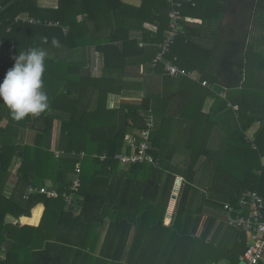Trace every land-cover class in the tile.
I'll use <instances>...</instances> for the list:
<instances>
[{"label":"trees","instance_id":"trees-1","mask_svg":"<svg viewBox=\"0 0 264 264\" xmlns=\"http://www.w3.org/2000/svg\"><path fill=\"white\" fill-rule=\"evenodd\" d=\"M141 1L135 8L123 0H57L55 8H45L36 0H0V80L19 52L43 49L47 53L43 90L49 100V107L39 116L22 120L14 119L0 101V250L4 251L0 264H141L144 253L121 262L133 228L178 235V230L162 221L145 222L147 210L129 199V182L113 175L119 163L114 155L122 151L126 134L139 133L145 126L141 113L149 107L150 97L144 96L140 103L107 108L108 93L126 89L129 84L122 77L134 64H151L163 88L179 84L180 78L188 79L170 77L164 70V64L170 62L197 70L200 80H207L218 92L225 90L224 98L218 94L216 98L224 105L231 104L227 111L234 128L223 144L235 153L243 151L246 157L243 168L240 160H234L235 172H230L221 165L225 148L219 151L216 182L232 184L225 199L234 207L243 190H256L264 198V58L254 49L258 32H252L253 26L259 25V35L264 38V0H182L179 33L163 59L156 62L153 60L169 27L171 5L168 0ZM18 15L36 22L15 20ZM54 38L58 46L52 44ZM84 47H93L100 55L99 76L62 56L65 50ZM222 117L226 118L225 114ZM255 122L259 127L250 140L246 131ZM152 135L151 153L160 165ZM57 151L63 155L57 156ZM72 153H83L76 216V206L68 208L64 200L78 162ZM103 154L106 157L101 160ZM16 157L20 164L7 196L4 190ZM127 166L131 172L155 167L142 163ZM46 180L58 197L27 194L28 186L41 187ZM37 206L43 210L39 223L33 225L28 217L34 212L30 220L36 219ZM108 215L111 222L100 256H82L83 247L93 249L97 243L103 216ZM178 245L179 240L169 257L182 253L188 257V251L177 250Z\"/></svg>","mask_w":264,"mask_h":264},{"label":"crops","instance_id":"crops-1","mask_svg":"<svg viewBox=\"0 0 264 264\" xmlns=\"http://www.w3.org/2000/svg\"><path fill=\"white\" fill-rule=\"evenodd\" d=\"M36 2L39 7L57 6V0ZM123 2L137 8L142 1ZM252 32H258L254 49L264 58V38L259 35V25L253 26ZM62 56L72 63H81L85 69L90 68L95 76L102 72L101 57L93 47L65 50ZM122 78L129 85L126 89L108 93L107 108H118L122 103H140L144 96L150 97L147 110H151L156 121L152 144L161 163L157 167L145 166L139 172H131L127 165L117 163L113 175L129 182V199L147 210L143 219L145 222L154 224L162 221L164 226L178 230V235L174 231H138L133 228L122 252L121 262L127 263V258L134 259L144 253L146 258L141 260V264H239L242 249L247 246V234L239 233V228L227 224L223 203L226 202V191L232 188V184L224 181L217 183L215 179L219 164L215 160L223 148L225 152L221 165L230 172H235L234 160H240L243 168L246 157L243 151L235 153L234 149L227 150L223 144L226 135L231 134L234 128L233 118L227 111L231 104L224 105L216 98L217 94L224 98L225 90L218 92L207 80L209 86L189 78H180L179 84L163 88L148 63L131 65ZM163 89L166 92H161ZM83 100L86 101L85 98ZM212 113H215L214 116ZM223 114L226 118L222 117ZM5 123L6 120L2 122ZM258 127L259 122H255L246 131L250 140ZM19 164L20 159L14 158L10 167L12 177L5 187H10L8 194L4 190L7 196L13 190L14 175ZM261 164H264V157ZM49 184L50 181L46 180L44 185ZM75 206L76 216L80 205L75 203ZM36 210H40L36 213V219L30 220L34 212L28 217L33 225L39 223L43 207L37 206ZM103 218L97 243L93 249L83 247L82 256L86 253L100 256L111 222L109 215ZM177 240L180 245L177 250L188 251V257L184 253L169 257Z\"/></svg>","mask_w":264,"mask_h":264},{"label":"built area","instance_id":"built-area-1","mask_svg":"<svg viewBox=\"0 0 264 264\" xmlns=\"http://www.w3.org/2000/svg\"><path fill=\"white\" fill-rule=\"evenodd\" d=\"M171 9L169 11V27L166 30L164 39L159 44V52L153 62L162 60L163 56L169 51V48L175 41L179 33V20L181 18L180 8L182 0H168ZM15 20L34 23L36 20L31 17H22L18 15ZM47 25H59L58 22H47ZM64 33L68 32L67 27H62ZM142 45V44H140ZM164 70L170 77H187L191 80L200 81L203 85L209 86L206 80H200V74L196 70H188L180 67L175 63L166 62ZM145 119V126L136 134H126L122 151L116 153L114 158L123 165L129 164H148L159 165L158 158H155L151 153L150 136L155 128L156 121L151 113V110H144L142 113ZM57 156L63 155V152L57 151ZM78 162L75 165L74 172L68 186V193L64 194V200L68 208L75 206L77 191L81 185V158L83 153L75 155ZM106 157L105 154L99 156L101 160ZM38 192L44 194L48 198H56L59 193L56 189L49 185L41 187H27V194ZM26 196V195H25ZM27 197V196H26ZM237 207H234L231 202L227 201L223 204V209L226 212L227 224L239 228L247 234V246L241 255V260L245 264H264V198L256 190H243L237 196Z\"/></svg>","mask_w":264,"mask_h":264},{"label":"clouds","instance_id":"clouds-1","mask_svg":"<svg viewBox=\"0 0 264 264\" xmlns=\"http://www.w3.org/2000/svg\"><path fill=\"white\" fill-rule=\"evenodd\" d=\"M52 44L58 46L59 41L54 38ZM46 58L43 49L19 52L0 80V101L8 107L14 119L39 116L49 107L47 93L43 90Z\"/></svg>","mask_w":264,"mask_h":264},{"label":"rangeland","instance_id":"rangeland-1","mask_svg":"<svg viewBox=\"0 0 264 264\" xmlns=\"http://www.w3.org/2000/svg\"><path fill=\"white\" fill-rule=\"evenodd\" d=\"M119 162V161H118ZM120 164H122L121 162H119ZM264 165V164H263ZM6 187V186H5ZM8 189H10V187H7L6 189H5V193H7L8 194ZM29 222H30V220H29ZM2 251V252H1ZM0 254L1 255H4V251L3 250H0ZM0 258H2L1 256H0Z\"/></svg>","mask_w":264,"mask_h":264},{"label":"water","instance_id":"water-1","mask_svg":"<svg viewBox=\"0 0 264 264\" xmlns=\"http://www.w3.org/2000/svg\"><path fill=\"white\" fill-rule=\"evenodd\" d=\"M239 264H245V263H244V261H243V260H241Z\"/></svg>","mask_w":264,"mask_h":264}]
</instances>
